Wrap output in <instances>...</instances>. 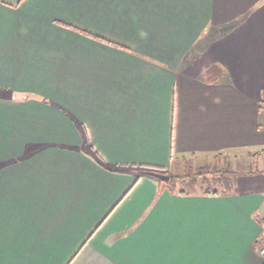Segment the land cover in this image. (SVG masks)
<instances>
[{
    "label": "crops",
    "instance_id": "1",
    "mask_svg": "<svg viewBox=\"0 0 264 264\" xmlns=\"http://www.w3.org/2000/svg\"><path fill=\"white\" fill-rule=\"evenodd\" d=\"M241 152L264 0H0V264H264L262 168L219 194L133 170Z\"/></svg>",
    "mask_w": 264,
    "mask_h": 264
},
{
    "label": "rangeland",
    "instance_id": "2",
    "mask_svg": "<svg viewBox=\"0 0 264 264\" xmlns=\"http://www.w3.org/2000/svg\"><path fill=\"white\" fill-rule=\"evenodd\" d=\"M13 96H16L15 95V92L12 93ZM19 95V98L21 100H27V99H31L33 98L31 94H28V93H20L18 94ZM256 155H246L245 152H241V153H238L237 157H232V160L231 162L233 163H227L226 161L225 162H218L216 159H213V158H210L209 159V164L210 165H214V164H217L216 167H212L209 169V173H215L217 172L219 176H221L223 173V171H230V170H237V172H242V171H251V170H259V169H263L264 170V158L263 157H255ZM218 162V163H217ZM196 166V164H194ZM205 167V166H204ZM202 167V168H204ZM201 167L199 169H197L196 167H194L193 165L191 164H187L185 166V171L184 172H172V173H169L172 177L170 183H167V187L170 188V189H174L175 191L177 190H181L183 189V185L184 186H187L188 183H190L191 179L194 178L195 175H197L200 171V169H202ZM205 172L207 170H204ZM208 174V173H207ZM208 176V175H207ZM213 176V175H211ZM198 186H202V183L204 184V186H207L206 184H208V182L212 183V179H209L207 182H204L203 180H196L195 181ZM181 183V184H180ZM183 184V185H182ZM217 184V188L222 190L221 186L219 183H216ZM215 187V185H214ZM192 192H199V191H192ZM260 245V244H259ZM263 246H264V242L260 245V250L263 249Z\"/></svg>",
    "mask_w": 264,
    "mask_h": 264
},
{
    "label": "trees",
    "instance_id": "3",
    "mask_svg": "<svg viewBox=\"0 0 264 264\" xmlns=\"http://www.w3.org/2000/svg\"><path fill=\"white\" fill-rule=\"evenodd\" d=\"M137 175H141V172L143 171H153V172H160V173H165L163 170L159 168H154V167H137L133 169ZM205 170V169H204ZM203 169L199 171L197 175L194 176L188 183L187 186L183 185V189H181L182 193H188L192 191H196L198 189L204 190L206 194H219L220 191H229L232 190L233 185L235 184L236 180L241 176L245 174H256L260 173L263 171H250V172H237V171H223L222 175L219 176L217 172L215 173H209V169L205 172ZM208 173V174H207ZM208 175V176H207ZM213 175V176H211ZM172 179V178H171ZM203 180L204 182H207L209 179H212V183L208 182L206 184L207 186H204L202 183V186H198V184L195 182L196 180ZM219 183L222 190L217 188V184ZM215 185V187H214Z\"/></svg>",
    "mask_w": 264,
    "mask_h": 264
},
{
    "label": "water",
    "instance_id": "4",
    "mask_svg": "<svg viewBox=\"0 0 264 264\" xmlns=\"http://www.w3.org/2000/svg\"><path fill=\"white\" fill-rule=\"evenodd\" d=\"M141 174L152 176L162 182V186L167 183H170L171 176L168 173H160V172H153V171H143Z\"/></svg>",
    "mask_w": 264,
    "mask_h": 264
},
{
    "label": "built area",
    "instance_id": "5",
    "mask_svg": "<svg viewBox=\"0 0 264 264\" xmlns=\"http://www.w3.org/2000/svg\"><path fill=\"white\" fill-rule=\"evenodd\" d=\"M262 255H264V246H263V249L260 250Z\"/></svg>",
    "mask_w": 264,
    "mask_h": 264
}]
</instances>
